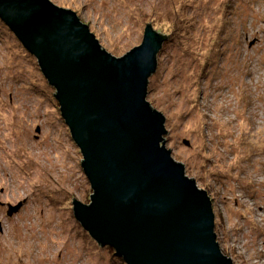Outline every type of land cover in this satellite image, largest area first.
I'll use <instances>...</instances> for the list:
<instances>
[{"label":"rangeland","instance_id":"1","mask_svg":"<svg viewBox=\"0 0 264 264\" xmlns=\"http://www.w3.org/2000/svg\"><path fill=\"white\" fill-rule=\"evenodd\" d=\"M49 1L117 58L146 24L168 36L146 95L165 147L207 192L221 252L264 264V0ZM53 94L0 21V264H124L74 217L92 190Z\"/></svg>","mask_w":264,"mask_h":264},{"label":"water","instance_id":"2","mask_svg":"<svg viewBox=\"0 0 264 264\" xmlns=\"http://www.w3.org/2000/svg\"><path fill=\"white\" fill-rule=\"evenodd\" d=\"M0 21L55 89L92 190L88 205L72 198L88 235L124 264H233L207 192L171 157L165 118L146 100L165 35L147 26L140 45L117 58L49 0H0ZM19 208L8 205V216Z\"/></svg>","mask_w":264,"mask_h":264},{"label":"trees","instance_id":"3","mask_svg":"<svg viewBox=\"0 0 264 264\" xmlns=\"http://www.w3.org/2000/svg\"><path fill=\"white\" fill-rule=\"evenodd\" d=\"M147 26H150V27L153 29V27H152L151 24L146 25V27H147ZM146 27H145V28H146ZM153 30H154V29H153ZM162 36H163V35H162ZM166 37H167V36H163V40H162V44H161V49H162L163 45L166 43V41H168ZM161 49H160V51H161ZM148 84H149V80H148ZM151 108H152V107H151Z\"/></svg>","mask_w":264,"mask_h":264}]
</instances>
